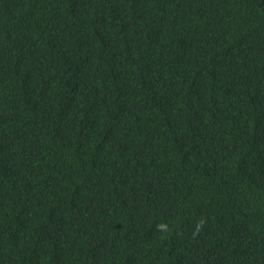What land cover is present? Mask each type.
Here are the masks:
<instances>
[{
  "label": "trees",
  "instance_id": "1",
  "mask_svg": "<svg viewBox=\"0 0 264 264\" xmlns=\"http://www.w3.org/2000/svg\"><path fill=\"white\" fill-rule=\"evenodd\" d=\"M0 264H264V0H0Z\"/></svg>",
  "mask_w": 264,
  "mask_h": 264
}]
</instances>
